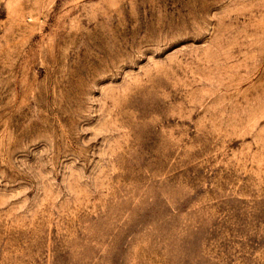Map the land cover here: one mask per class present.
I'll use <instances>...</instances> for the list:
<instances>
[{
    "label": "rangeland",
    "instance_id": "obj_1",
    "mask_svg": "<svg viewBox=\"0 0 264 264\" xmlns=\"http://www.w3.org/2000/svg\"><path fill=\"white\" fill-rule=\"evenodd\" d=\"M0 264H264V0H0Z\"/></svg>",
    "mask_w": 264,
    "mask_h": 264
}]
</instances>
